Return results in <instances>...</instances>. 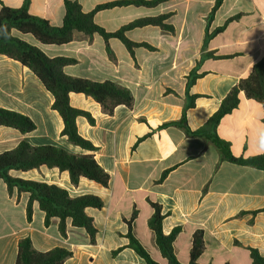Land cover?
<instances>
[{"label": "crops", "instance_id": "obj_1", "mask_svg": "<svg viewBox=\"0 0 264 264\" xmlns=\"http://www.w3.org/2000/svg\"><path fill=\"white\" fill-rule=\"evenodd\" d=\"M84 12L98 5L121 0H74ZM24 0H0L3 5L21 8ZM216 0H168L156 7L116 6L99 11L95 22L114 33L123 26L148 17L169 15L167 25L174 33L157 26L129 30L127 37L154 47L135 49V58L117 38L105 41L76 32L72 42L44 45L31 35L13 30V35L41 49L48 57L78 61L66 66L68 76L96 82L114 81L128 88L135 99L133 109L119 106L113 115L84 94L71 93L74 108L89 112L95 119H77L80 135L91 141L99 165L109 174L107 187L86 178L77 186L67 171L58 168L11 170V176L54 184L72 197L95 195L104 207H89L86 213L97 229L92 244L86 231L67 222V235L59 232L58 220L49 227L38 203L33 219L27 220L29 194L9 193L0 178V264H15L20 240L30 238L34 248L47 252L65 248L73 253L64 264H146L128 247V226L134 211L136 238L160 264H167L148 222L153 214L149 200L160 204L166 217L163 232L180 227L174 243L177 259L190 261L194 233L204 231L205 251L200 264H252L249 249L264 256V172L222 161L209 141L188 136L177 126L161 128L182 119L184 109L192 130L202 127L218 110L230 90L247 77L255 64L264 61V0H224L207 27ZM29 13L61 27L65 16L63 0H30ZM238 16V17H237ZM237 17L217 34L228 19ZM207 33L212 35L205 44ZM209 55H213L209 56ZM222 56L223 59L215 57ZM196 75L188 86L189 76ZM54 98L41 81L19 62L0 55V108L28 116L36 125L30 133L0 127V154L25 141L32 146H56L72 154H90L62 136L60 115L52 109ZM264 110L245 96L240 106L224 117L219 137L228 142L237 157L264 154ZM139 139H142L139 141ZM135 145V150L132 147ZM167 172L165 179L163 174ZM121 249L113 256V252Z\"/></svg>", "mask_w": 264, "mask_h": 264}, {"label": "trees", "instance_id": "obj_2", "mask_svg": "<svg viewBox=\"0 0 264 264\" xmlns=\"http://www.w3.org/2000/svg\"><path fill=\"white\" fill-rule=\"evenodd\" d=\"M65 16L61 27H55L41 17L33 16L29 13L30 0H24L21 8H12L3 5L0 9V55L6 56L19 62L23 67L28 68L43 84L45 89L54 98L52 109L56 111L63 120L64 128L62 136L67 137L68 141L90 154H72L63 148L56 146H32L28 142H21L15 149L0 154V178L7 185L9 193L17 189L18 193L29 194L27 204V220L33 219V205L38 203L39 208L45 213L44 224L49 227L53 220H58L59 232L63 237L67 235V222L71 220L72 226L86 231L92 244L96 243L97 229L93 219L87 215L86 209L89 207L102 209L104 202L95 195H82L72 197L69 192L57 185L44 182L23 180L11 176V170L30 171L40 169L43 166L48 168H58L61 172L67 171L70 175L71 183L75 186L79 184L81 178L101 184L104 187L109 185V174L99 165L94 152L97 147L78 131L77 119L86 118L91 124L95 123L92 115L84 110L71 106L70 94H84L97 102L105 114L113 115L119 106L133 109L135 99L132 92L114 82H96L86 78L68 76L64 69L66 66L77 64L78 61L68 57H48L41 49L29 44L28 42L15 37L13 30L23 35H31L44 45H65L73 41L76 32L85 34L92 38L99 35L105 41L107 51L111 58L115 59L109 41L112 38L119 39L126 47L128 52L135 58V49L144 47L149 50L155 48L147 43H137L131 41L126 33L134 28L145 26H157L164 31L174 33V28L166 24L169 15L158 17H148L133 21L114 33L107 32L95 22V15L104 9L116 6H145L156 7L168 0H121L111 3L98 5L91 12H84L81 4L74 0H63ZM224 0H216L208 19L207 27L210 25L215 12L222 5ZM238 17V16H237ZM228 19L223 27L218 28L214 34L222 32L226 26L237 19ZM212 35L207 33L205 44ZM214 57L213 55H209ZM217 59L225 57L217 56ZM189 76L188 86L195 81L196 73L192 72ZM259 103L264 110V61L254 65L250 74L241 79L224 98L214 115L199 129L192 130L187 123V110L195 104L197 96H192L191 102L184 109L181 120L161 125V128L177 126L185 131L188 136L201 137L212 143L219 151L222 161L233 164L249 166L264 172V154L244 158L233 154L228 142L222 140L218 135V126L221 120L231 114L241 104L242 97ZM264 122V116H263ZM14 128L21 133H30L36 129L35 123L31 118L23 114L0 108V127ZM142 139H139L141 141ZM137 145L132 147L135 150ZM167 172L162 176L165 179ZM153 214L148 222L149 228L153 231L156 243L162 256L167 260V264H183L175 254L174 243L181 232L180 227L174 228L170 234L163 232V221L166 214L160 204L149 200ZM138 216L134 211L130 220L125 221L128 226L127 238L128 247L133 249L146 264H160L157 262L147 249L136 238L133 224ZM121 249L113 252L116 256ZM205 251L204 231L198 230L194 233L192 248L190 251V261L187 264H200L199 259ZM252 264H264V256L257 250L250 248ZM73 253L65 248H54L47 252H39L30 238L20 240L18 245V255L15 264H64Z\"/></svg>", "mask_w": 264, "mask_h": 264}]
</instances>
